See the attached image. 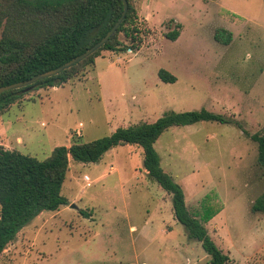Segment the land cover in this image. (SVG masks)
Instances as JSON below:
<instances>
[{
  "label": "rangeland",
  "instance_id": "obj_1",
  "mask_svg": "<svg viewBox=\"0 0 264 264\" xmlns=\"http://www.w3.org/2000/svg\"><path fill=\"white\" fill-rule=\"evenodd\" d=\"M132 2L138 47L104 50L67 83L24 93L0 112V146L44 160L59 145L204 107L264 133V0ZM219 28L233 33L230 43L215 38ZM161 69L177 80L164 81ZM243 129L215 120L171 126L155 148L193 213L211 191L223 200L206 227L230 264H264V214L251 209L264 192V169ZM143 157L142 147L124 144L95 162L71 158L61 190L69 203L22 228L0 264H208Z\"/></svg>",
  "mask_w": 264,
  "mask_h": 264
},
{
  "label": "trees",
  "instance_id": "obj_2",
  "mask_svg": "<svg viewBox=\"0 0 264 264\" xmlns=\"http://www.w3.org/2000/svg\"><path fill=\"white\" fill-rule=\"evenodd\" d=\"M123 0H0V86L27 80L41 72L56 68L83 53L101 40L121 17ZM137 10L129 0V11L109 41L86 59L57 75L0 94V112L24 93L37 88L60 86L95 65L102 51L137 48L139 28L131 26ZM129 38L123 44L120 35ZM176 40L178 30L168 33ZM215 38L228 44L233 33L219 28ZM164 81L177 77L166 69L159 71ZM239 121L212 112L205 107L188 111H167L154 122H141L118 127L112 134L89 142H72L56 146L44 160L17 149L0 146V255L18 232L45 210H58L69 200L61 193L71 158L83 162L98 161L109 149L135 144L143 149V165L148 175L172 194L175 217L185 225L190 238L201 242L209 254L208 264H230V256L211 238L206 223L220 213L225 204L211 191L201 201V210L193 213L181 183L161 165L155 148L158 138L171 126L199 121ZM258 144V163L264 169V133L250 134ZM264 214V192L251 207Z\"/></svg>",
  "mask_w": 264,
  "mask_h": 264
},
{
  "label": "water",
  "instance_id": "obj_3",
  "mask_svg": "<svg viewBox=\"0 0 264 264\" xmlns=\"http://www.w3.org/2000/svg\"><path fill=\"white\" fill-rule=\"evenodd\" d=\"M123 3H124V10H123V13H122L121 17L118 19V21L112 26V28L107 32V34L101 40H99L94 45L89 47L83 53L77 55L76 57L72 58L71 60L63 63L62 65H60V66H58L56 68L41 72V73H39V74H37V75L27 79V80H23V81H20V82H15V83H12V84L0 86V94L3 93V92H6L8 90H13V89H17V88H23V87L32 85V84H34V83H36L39 80H42L44 78L57 75L60 72H63L64 70H67V69L71 68L75 64H77V63L81 62L82 60L86 59L88 56L93 54L98 49L102 48L109 41V39L113 36V34L116 32L117 28L123 22V20L125 19L128 11H129V0H123Z\"/></svg>",
  "mask_w": 264,
  "mask_h": 264
},
{
  "label": "built area",
  "instance_id": "obj_4",
  "mask_svg": "<svg viewBox=\"0 0 264 264\" xmlns=\"http://www.w3.org/2000/svg\"><path fill=\"white\" fill-rule=\"evenodd\" d=\"M80 134V130L77 131ZM86 180H90V177L88 175L85 176Z\"/></svg>",
  "mask_w": 264,
  "mask_h": 264
},
{
  "label": "crops",
  "instance_id": "obj_5",
  "mask_svg": "<svg viewBox=\"0 0 264 264\" xmlns=\"http://www.w3.org/2000/svg\"><path fill=\"white\" fill-rule=\"evenodd\" d=\"M69 145V144H68ZM114 167H112V169H113ZM146 170V169H145ZM146 172H147V174H148V171L146 170ZM133 228H135V227H133Z\"/></svg>",
  "mask_w": 264,
  "mask_h": 264
}]
</instances>
